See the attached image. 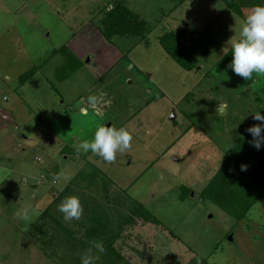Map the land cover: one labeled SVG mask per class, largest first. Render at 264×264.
<instances>
[{
    "label": "rangeland",
    "instance_id": "obj_1",
    "mask_svg": "<svg viewBox=\"0 0 264 264\" xmlns=\"http://www.w3.org/2000/svg\"><path fill=\"white\" fill-rule=\"evenodd\" d=\"M122 1L154 26L149 43L102 36L113 0H0V264H80L92 241L104 248L94 264H264V192L239 221L203 194L263 115L264 77L221 62L245 16L221 0ZM171 31L193 71L160 46ZM64 44L79 59L65 79L53 55ZM101 94L93 116L87 97ZM101 125L132 136L112 162L75 148ZM67 196L78 220L57 210Z\"/></svg>",
    "mask_w": 264,
    "mask_h": 264
},
{
    "label": "trees",
    "instance_id": "obj_2",
    "mask_svg": "<svg viewBox=\"0 0 264 264\" xmlns=\"http://www.w3.org/2000/svg\"><path fill=\"white\" fill-rule=\"evenodd\" d=\"M221 1L240 17H246L252 7L256 5H264V0ZM111 5V9L102 10L104 17L101 25L98 27L102 36L109 41L115 37L133 36L137 38L136 44L147 43L148 36L153 31L154 26H151L148 22L141 19L138 14L131 11L122 0H113ZM181 37L180 32L179 34H176L175 31L167 32L160 37V46L182 69L193 71L196 65L193 63L189 55V49ZM53 55H61L64 59L63 65L58 69V73L61 74L60 77L65 79L70 75L68 74L69 70H74V72L77 70L79 59L70 51L66 44L60 49L54 50ZM231 59V51L229 49L221 58V62L228 65ZM33 69L36 68H31L20 75L18 78L20 82L18 83L19 86L29 80L33 74ZM161 96L162 93H159V97ZM262 114L264 116V108ZM251 139L250 134H247L234 148L228 150L220 170L209 181L208 186L203 191L204 196L205 194L207 195V199L213 201L230 216L236 217L237 221L245 217L247 211L257 201L259 195L264 192V146L260 150H256L250 146L249 141ZM70 151H73L71 147L63 149V153L65 154ZM88 163L85 166L90 165ZM242 164L247 166L244 171L240 169ZM89 174L92 177L94 175L92 172L85 175L89 177ZM49 179L51 178L47 177L46 179L45 177L46 182ZM50 185L53 187L52 179ZM190 192L188 187H184V197H187V193ZM237 212H241V214L238 216L234 215ZM72 239L75 246L78 239Z\"/></svg>",
    "mask_w": 264,
    "mask_h": 264
},
{
    "label": "clouds",
    "instance_id": "obj_3",
    "mask_svg": "<svg viewBox=\"0 0 264 264\" xmlns=\"http://www.w3.org/2000/svg\"><path fill=\"white\" fill-rule=\"evenodd\" d=\"M239 39H230L227 44L231 51V61L226 66L227 69L242 77L245 80H251L255 73L258 77H264V5L252 7L239 25ZM225 48L223 49V51ZM103 94L100 96L89 95L87 105L95 110L102 101ZM108 103V101H103ZM253 124L245 131L250 134V146L260 150L264 146V116L260 111L252 114ZM132 136L124 127L115 128L113 126H98L91 140H81L75 145L77 152H91L105 162H112L117 152H124L130 147ZM246 165H241V171L246 170ZM55 180V178H54ZM57 210L62 213L63 220L70 222L78 220L82 214L80 201L75 196L65 197L57 206ZM22 220L30 219L29 210L24 208L17 213ZM93 249L97 253H103L104 248L101 242L92 241L91 247L85 251L80 258V264H94L96 257L92 254Z\"/></svg>",
    "mask_w": 264,
    "mask_h": 264
},
{
    "label": "crops",
    "instance_id": "obj_4",
    "mask_svg": "<svg viewBox=\"0 0 264 264\" xmlns=\"http://www.w3.org/2000/svg\"><path fill=\"white\" fill-rule=\"evenodd\" d=\"M135 43H136V41H135ZM147 43H149V42H147ZM137 45V44H136ZM129 51H131V50H129ZM159 93H162V96L161 97H158V98H162L163 96H164V93L163 92H158V96H159ZM153 100H149L148 102H147V105L146 106H148V105H150V103L152 102ZM97 107H98V105H97ZM107 108V106L105 107V108H102V109H99L98 110V108H96L95 110H93V109H91L92 111H88L89 112V114H91V115H93V116H96V115H100V113L104 110V109H106ZM88 112H87V110H86V108H84L83 109V111H82V113L83 114H85V115H88ZM137 114V113H136ZM129 121V120H128ZM128 121H126L125 123L127 124V122ZM120 127H126V125H122V126H120ZM119 127V128H120ZM188 133V132H187ZM184 136L186 135V134H183ZM90 161V160H89ZM92 162V161H91ZM94 163V162H93ZM149 168L151 167V165H149L148 166Z\"/></svg>",
    "mask_w": 264,
    "mask_h": 264
},
{
    "label": "water",
    "instance_id": "obj_5",
    "mask_svg": "<svg viewBox=\"0 0 264 264\" xmlns=\"http://www.w3.org/2000/svg\"><path fill=\"white\" fill-rule=\"evenodd\" d=\"M222 108H223V107H222ZM228 240H229V241H232V237L230 236V237L228 238Z\"/></svg>",
    "mask_w": 264,
    "mask_h": 264
}]
</instances>
